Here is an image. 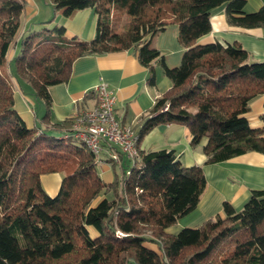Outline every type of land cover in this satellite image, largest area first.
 Instances as JSON below:
<instances>
[{
    "label": "trees",
    "instance_id": "16d2710c",
    "mask_svg": "<svg viewBox=\"0 0 264 264\" xmlns=\"http://www.w3.org/2000/svg\"><path fill=\"white\" fill-rule=\"evenodd\" d=\"M52 3L65 18L93 9L94 38L71 36L64 24L46 26L53 20L24 29L27 1L0 0V264H264V189L252 190L241 209L226 201L203 224L169 233L200 203L207 186L201 165H185L174 149L138 146L135 162L119 153L122 171L109 183L86 144L63 137L74 117L47 119L51 87L70 80L78 58L134 49L150 68L151 85L156 64L173 82L145 117L138 145L154 127L174 123L190 129L193 146L207 139V164L264 154V128L247 116L252 100L264 94V62L238 43L199 42L212 31L216 8L225 5L230 24L252 28L264 25V6L250 12L247 0ZM118 14L127 16L121 31L114 26ZM171 23L185 47L175 67L153 44ZM13 77L45 103L51 129L27 125L16 109ZM55 172L65 176L51 196L41 177Z\"/></svg>",
    "mask_w": 264,
    "mask_h": 264
},
{
    "label": "crops",
    "instance_id": "0c3cea01",
    "mask_svg": "<svg viewBox=\"0 0 264 264\" xmlns=\"http://www.w3.org/2000/svg\"><path fill=\"white\" fill-rule=\"evenodd\" d=\"M247 2V10L250 12L264 6V0ZM211 20L212 31L201 37L200 43L213 41L238 43L249 51L252 60L264 62V25L246 28L230 24L225 5L213 11ZM60 22L66 26L69 35L77 36L79 39L91 40L96 34L97 15L93 9L81 10L70 18L64 17ZM153 44L164 54L170 66L181 64L185 47L179 40L178 24H169L164 31L154 37ZM16 51L17 46L11 50L10 59ZM155 69L157 84L151 85L150 68L140 62L134 49L80 57L72 66L70 80L51 87L53 106L47 119L51 123L62 122L73 118L80 109L93 107L96 96L92 92L104 81L117 93V115L125 124L133 125L139 131L157 99L173 86L172 80L164 74L160 64H156ZM14 87L16 109L27 125L51 129L50 124L43 120L47 110L45 103L43 101L38 103V99L34 101L32 87L25 84V91L18 82H14ZM263 114L264 94L250 103L247 116L251 125L264 128ZM206 142L207 139H204L199 145L193 146L190 129L186 125L173 123L154 127L143 136L139 144L145 151L174 149L185 165H201L204 169L207 186L198 207L181 218L176 225L168 228L169 233H176L183 227L203 224L221 213L226 201L241 209L248 201L252 190L264 189V154L251 151L221 163L207 164V155L203 149ZM112 152L119 154L120 146L106 147L105 157L109 158V153ZM122 166L120 160L113 162L112 165H100L102 178L106 182H112L116 175L115 171H122ZM61 174L59 172L44 174L41 177L42 183L44 182L47 189L53 193L61 184Z\"/></svg>",
    "mask_w": 264,
    "mask_h": 264
},
{
    "label": "built area",
    "instance_id": "2783aa9c",
    "mask_svg": "<svg viewBox=\"0 0 264 264\" xmlns=\"http://www.w3.org/2000/svg\"><path fill=\"white\" fill-rule=\"evenodd\" d=\"M94 93V106L80 109L74 116L71 131L63 137L73 136L82 140L94 153L99 166L119 161L120 156L116 152L109 153V158L105 157L106 147L112 145L120 146L124 157L135 162L139 152V134L133 125L125 124L117 115L116 91L109 83L102 81L95 87Z\"/></svg>",
    "mask_w": 264,
    "mask_h": 264
},
{
    "label": "rangeland",
    "instance_id": "374dc122",
    "mask_svg": "<svg viewBox=\"0 0 264 264\" xmlns=\"http://www.w3.org/2000/svg\"><path fill=\"white\" fill-rule=\"evenodd\" d=\"M27 7L25 9V12L22 15V24L28 28V29H37V28H42L40 27L41 22L53 20L52 22L47 23L46 26L48 27H54L55 25L58 24H63L61 23V19L63 20L64 16L60 12L58 13L54 5L52 3V0H27ZM127 22V16L125 15H116L114 18V26L118 30H122V27L124 24ZM73 36V35H71ZM14 82H17L16 78L13 77ZM34 101L38 99L37 97L33 96ZM41 100L38 99L37 102L39 103ZM45 105V104H44ZM46 107V106H45ZM62 179L65 176L64 173L61 174ZM62 182V180H61ZM61 185V184H60ZM43 186L45 190L50 194L51 196H55L58 194L60 186L52 193V191H49L47 189L46 184L43 182Z\"/></svg>",
    "mask_w": 264,
    "mask_h": 264
}]
</instances>
